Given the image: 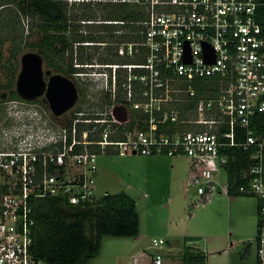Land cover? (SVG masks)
<instances>
[{"label": "built area", "instance_id": "obj_1", "mask_svg": "<svg viewBox=\"0 0 264 264\" xmlns=\"http://www.w3.org/2000/svg\"><path fill=\"white\" fill-rule=\"evenodd\" d=\"M54 1L63 3L68 13L127 4L143 16L99 22L114 30L115 40L103 45L114 47L119 61L76 65L86 70L79 76L100 84L101 94L82 100L80 88L75 106L60 116L62 123L37 101L4 103L0 264H47L32 253L37 202L55 199L84 210L95 207L102 197L97 193L100 156L186 158L191 169L185 190H195L205 202L216 193L230 162L221 151L226 147H240L254 160L249 183L238 192L260 201L256 244L264 264V138L252 127L253 119L264 114V34L258 2ZM82 23L97 21L86 18ZM194 83H206L208 96L200 95ZM217 194L232 197L228 177ZM196 242L188 245L197 248ZM153 248L157 254L152 264H163L167 242L154 239Z\"/></svg>", "mask_w": 264, "mask_h": 264}, {"label": "rangeland", "instance_id": "obj_2", "mask_svg": "<svg viewBox=\"0 0 264 264\" xmlns=\"http://www.w3.org/2000/svg\"><path fill=\"white\" fill-rule=\"evenodd\" d=\"M5 2H0V14L8 16L11 12L18 17L20 25L18 33H12L10 30L0 33V93L16 91L17 79L22 69V57L30 52L39 53V50L27 43L37 42V25L41 23L38 17L20 13L17 2L10 4ZM69 14L71 17L90 15L87 13L83 16L85 14L83 12ZM15 38L21 47V53L16 60H10V50ZM92 52L93 60L89 62L105 63L109 54L115 52V48L95 49ZM84 53L85 56L90 54L88 50L81 49L75 57L77 59L74 61L75 65L83 64L79 57ZM15 62L18 64L14 85L9 88L6 86L9 80L6 67ZM86 63L88 62L84 64ZM77 66L75 68L77 73L73 78L85 94L82 100H86L88 94L98 98L101 94L100 84L95 85L89 79L87 81L84 75L79 76L78 74L86 73V70ZM100 98L105 103L103 96ZM2 101L0 130L5 126L6 118ZM98 165V196H103L107 192L126 193L135 200L140 217V235L135 238L102 237L100 254L89 264H152V258L157 254V250L153 248L154 239H163L167 242V249L161 252L164 257L163 264H183V250L185 245H188L185 238H194L197 241V248L207 252V264H256L260 201L254 195L240 197L218 195V190L226 183L225 172L220 174L219 186L216 187L212 199L204 202L195 190L190 194L184 190L183 181L187 177L186 170L189 165L186 158L162 155L151 157L102 155L98 158ZM172 165H175L174 170ZM91 229L92 223L89 222L86 225L88 235ZM249 244L250 253L243 258V250Z\"/></svg>", "mask_w": 264, "mask_h": 264}, {"label": "trees", "instance_id": "obj_3", "mask_svg": "<svg viewBox=\"0 0 264 264\" xmlns=\"http://www.w3.org/2000/svg\"><path fill=\"white\" fill-rule=\"evenodd\" d=\"M5 1L7 4L17 2L20 13L40 19L41 23L37 25L38 40L36 43H27V45L39 50V54L46 58L50 66L65 72L67 75L70 74L73 71L68 62L73 53L72 37H70V15L64 4L54 0H0L1 3ZM256 1L259 4L257 18L264 34V0ZM5 4L6 2L3 6ZM83 13H85L83 16L87 13L92 16L99 13L103 20L131 21L140 20L143 16L142 13L131 12L127 4L121 6L101 5L97 11H85ZM2 14H0V33L7 30L18 33L17 29L20 25L18 17L11 12L8 13V16ZM100 31H104L105 35H100L99 38L115 40V36L112 34L114 30L110 26H105ZM77 40L84 42L86 38L82 36L78 37ZM10 52V60H16L21 53L17 38L13 40ZM92 60V56H85V53L79 57V61L83 64ZM105 61L116 62L119 60L114 53H110L109 58ZM16 64L18 63L15 62V64L6 67L9 77L6 86L9 88L14 85ZM194 86L200 95L208 93L206 83H194ZM10 92L11 99L21 100L15 90ZM252 127L260 138H264V114L253 119ZM221 151L230 157V162L223 169L229 180L231 196L248 195L238 191L241 186L249 183L250 169L254 165L251 153L240 147H226L222 148ZM35 217L36 228L32 253L47 264H89L100 254L102 237L135 238L140 235V217L137 203L126 193H107L98 200L95 207L85 210L64 204L59 200L42 199L37 202ZM89 222L92 223V229L88 235L86 225ZM185 240L187 242L196 241L194 238H185ZM250 250L251 245L249 244L243 250L242 257L245 258ZM182 261L183 264H207L208 256L206 252L186 244ZM256 264H262L258 257Z\"/></svg>", "mask_w": 264, "mask_h": 264}, {"label": "water", "instance_id": "obj_4", "mask_svg": "<svg viewBox=\"0 0 264 264\" xmlns=\"http://www.w3.org/2000/svg\"><path fill=\"white\" fill-rule=\"evenodd\" d=\"M43 59L38 53H27L22 57V69L17 79L18 96L26 101H35L44 93L54 116L59 117L73 108L79 98V92L72 80L58 75L49 85L42 81ZM7 94L0 93V99L6 100Z\"/></svg>", "mask_w": 264, "mask_h": 264}, {"label": "flooded vegetation", "instance_id": "obj_5", "mask_svg": "<svg viewBox=\"0 0 264 264\" xmlns=\"http://www.w3.org/2000/svg\"><path fill=\"white\" fill-rule=\"evenodd\" d=\"M92 13V12H90ZM89 14V13H88ZM86 18H94L97 23L95 24H83L82 20L86 19ZM103 18L101 15H99V13L97 15H87L86 17H81V16H72L71 20L69 21L70 23V37H72V50L73 53L71 54V59H69V66L72 68H70L71 73L70 74H66L65 72H61L58 71L56 68H54L53 66H50L46 60V58L42 56L43 59V75H42V81L45 85H49L53 79V77L61 75L64 77L69 78L70 80H72L74 82V84L76 85L78 92L80 91V87L78 86V84L76 83V81L74 80V75H76L77 70L76 65L74 64V61H77V59L75 58L78 55V52L80 53L81 49H86L90 52V54H88V56L93 55V50L95 49H105L107 48V45H103V43H106V39H102L99 38L100 35L103 36V34L105 35L104 31H100L101 28L105 27L104 25H102L101 23H99L100 21H102ZM98 29V30H97ZM85 37L86 40L84 42H93L95 43L94 45H89V46H85V45H81V41H78L77 38L78 37ZM39 54V53H38ZM90 71H94V70H90ZM97 71H102V70H97ZM7 94V98L6 100L4 99H0V101H2V103H5L6 101L12 100L11 99V92H5ZM4 94V93H1ZM46 93H44L42 96H40L37 100L38 103H40L41 105H43L46 108H50L49 106V102L46 98ZM80 94V93H79ZM1 103V102H0ZM54 119L57 120L59 123H61V121L63 122V118L56 117L54 116Z\"/></svg>", "mask_w": 264, "mask_h": 264}, {"label": "crops", "instance_id": "obj_6", "mask_svg": "<svg viewBox=\"0 0 264 264\" xmlns=\"http://www.w3.org/2000/svg\"><path fill=\"white\" fill-rule=\"evenodd\" d=\"M188 163H189V161H188ZM171 167H172L173 170L175 169V165H172ZM190 169H191V168H190V163H189L188 168H187V170H186V176H187V177H186L185 181H183V183L185 182V183L183 184V185L185 186V187H184V190H185V188H186V183H187V180H188L189 175H190ZM225 174H226V173H225ZM226 179H227V174H226ZM178 180H179V179H178ZM185 192H186V190H185ZM186 193H187V192H186ZM198 249H199V248H198ZM206 253H207V252H206ZM207 256H208V254H207Z\"/></svg>", "mask_w": 264, "mask_h": 264}]
</instances>
